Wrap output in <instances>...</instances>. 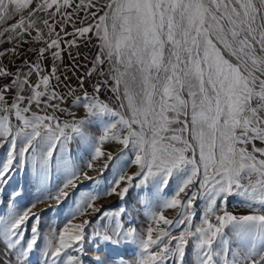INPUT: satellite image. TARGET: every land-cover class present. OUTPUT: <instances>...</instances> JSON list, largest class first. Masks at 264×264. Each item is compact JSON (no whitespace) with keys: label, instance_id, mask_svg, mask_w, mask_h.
<instances>
[{"label":"snow or ice","instance_id":"1","mask_svg":"<svg viewBox=\"0 0 264 264\" xmlns=\"http://www.w3.org/2000/svg\"><path fill=\"white\" fill-rule=\"evenodd\" d=\"M26 37L0 63V264H264V0H0V58ZM93 39L92 91H62Z\"/></svg>","mask_w":264,"mask_h":264},{"label":"rangeland","instance_id":"2","mask_svg":"<svg viewBox=\"0 0 264 264\" xmlns=\"http://www.w3.org/2000/svg\"><path fill=\"white\" fill-rule=\"evenodd\" d=\"M95 44H96L95 39H93L91 43H88L86 45L85 44H81L82 50H81V53L79 54V56L81 57V60L84 62L83 64H85V66H86L85 68H82L80 70H81L82 74L84 75L83 77L85 79V88H87L89 92L92 91V85L95 82V78L86 76V73L89 71V68L91 66L90 62L93 60V57L95 56L96 51H97V49L95 47ZM41 46H43V45L40 42L35 41V40H32V43L29 45V47H31V49L39 48ZM10 47H12V42H7V43H4V44H0V48H10ZM32 54H33L32 51H29L27 53V57H29V58H26V57L25 58H21L20 56H17V57H19L18 59H16V56H9L7 59L0 58V63H3L5 65H7L8 68L11 71L15 72L16 68L18 66L17 64L21 65L25 60H29L30 61V60H35L36 59V56L32 58ZM47 62H49V61H47ZM62 70H63V68L61 69V71ZM64 73H65V71H64ZM61 79L64 80L62 76H61ZM64 84L66 85L65 82H64ZM62 91H63V89H62ZM76 94L79 95V93H76ZM103 98L107 99V100H110V101L114 100V97H113L111 92H107L103 96ZM62 106H64V105H62ZM73 110H75V106H73ZM81 114H82V112H78L77 113V115H81ZM65 118H67V117L66 116H61V119H65ZM72 149H73V155L75 156V154H76V145L75 144H73ZM4 154H5V150L0 148V158H2L4 156ZM89 174L90 175H94V173H89ZM17 183L25 184V179H24V173L23 172L18 173L14 177L13 183L7 189V191L10 192L12 190V187H14ZM56 183H57V181L54 178L53 179V188H54ZM89 186H90V182L85 181L84 184H82L80 186V188H78L76 191L77 192L88 191L89 190ZM29 191H30L31 194L28 197V200L22 206H26L27 203L32 202V201H34L36 199V195L37 194L35 192V189H31L30 188ZM130 197H131V204H130V210H131V207L133 205H135L136 193L135 192H130ZM107 203L112 204V206H115L117 201L115 199H113V200L108 201ZM44 207H45V204H38L36 210L39 211L40 209H43ZM229 207L230 208L236 207L237 209H239V206L236 204L235 201H233V203L230 204ZM239 210H242V209H239ZM141 212H142V209L137 207V211H136L135 214L137 215V218L140 221V223L143 225V224H145L147 222V218L144 217L143 215H140ZM166 215H168L169 218H174L176 216V211L175 210H169L168 212H166ZM41 222H42V234L45 237V243H46L47 236H48V233H49L50 229L53 228V227H58V225L56 224L55 221L52 220L51 214L48 213V212H43L41 214ZM175 231L176 230H174L173 234H175Z\"/></svg>","mask_w":264,"mask_h":264},{"label":"crops","instance_id":"3","mask_svg":"<svg viewBox=\"0 0 264 264\" xmlns=\"http://www.w3.org/2000/svg\"><path fill=\"white\" fill-rule=\"evenodd\" d=\"M69 31H71V29H69ZM33 36H35V33H33ZM26 39L29 41L27 43H24L22 46H21V53L22 55H19L21 58H29L27 57V53L29 51H31V47H29V45L32 43V39H29L26 37ZM81 45L79 48H74L72 49V53H73V57H76V53L78 52L79 54L81 53ZM33 52V51H32ZM36 54L33 52L32 54V58L35 57ZM19 57L16 56V59H18ZM18 61V60H17ZM46 64L48 63L47 61L45 62ZM64 63L65 65H68L72 70H67V69H64L62 70V72L65 71V75L67 76V80L64 81L67 85L66 88H63V91H67V88H72V89H75L76 93H81V90L78 86V77H81V76H84L81 72L80 69L82 68H85V64H83L84 62L81 60V57L78 56L75 58V60H73L71 57H68L67 55H65V59H64ZM77 65L78 68H72V65ZM89 64V63H88ZM18 66L17 67H23V63L21 65L17 64ZM63 77V76H62ZM35 79V78H33ZM64 79V77H63ZM66 103H70V101L66 102Z\"/></svg>","mask_w":264,"mask_h":264}]
</instances>
